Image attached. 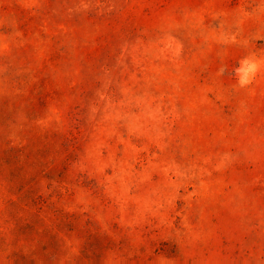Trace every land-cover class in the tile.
Returning <instances> with one entry per match:
<instances>
[{
	"label": "rangeland",
	"instance_id": "obj_1",
	"mask_svg": "<svg viewBox=\"0 0 264 264\" xmlns=\"http://www.w3.org/2000/svg\"><path fill=\"white\" fill-rule=\"evenodd\" d=\"M0 264H264V0H0Z\"/></svg>",
	"mask_w": 264,
	"mask_h": 264
}]
</instances>
